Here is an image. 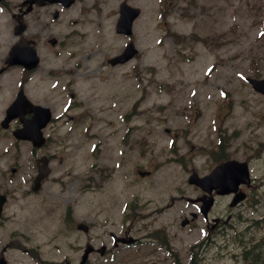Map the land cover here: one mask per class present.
<instances>
[{
  "label": "rangeland",
  "instance_id": "rangeland-1",
  "mask_svg": "<svg viewBox=\"0 0 264 264\" xmlns=\"http://www.w3.org/2000/svg\"><path fill=\"white\" fill-rule=\"evenodd\" d=\"M121 1L82 0L65 18L52 22L68 42L63 48L72 57L68 55V63L56 57H46L44 62L66 63L72 70V75L57 80L63 87L69 78L74 81V100L83 102L73 110L76 122L82 115L88 117L80 127L83 138L74 140L82 146L76 160L83 164V173L88 175L96 161L88 155L92 144L107 148L108 157L123 152L125 166L110 181L103 182L97 175L93 183L87 177L64 176L68 164L57 165V181L47 183L36 195L29 192L28 183H0V190L9 191L11 197L0 221V254L7 247L8 264H42L39 260L78 264L87 239L97 248L103 244L114 248L102 257L92 255L89 264H173L156 249L138 252L135 247H113L109 234L121 235L128 227L133 200L139 204L136 214L142 220L130 225L131 234L143 237L169 222L172 229L168 230L177 236L181 260L186 262L188 242L196 240L191 229L205 223L180 226L182 215L196 211L188 197L202 195L188 183L191 169L209 173L215 156L211 149L220 133L231 134L229 151L240 157L250 153L252 140H264V97L254 94L245 82V76H264V0H130L142 11L130 37L115 29ZM74 15L77 22H69ZM33 31L30 27L29 34ZM129 41L139 49L137 57L111 66L108 60ZM71 100L68 93L62 98ZM128 112L135 116L127 117ZM146 142L153 145L151 150ZM131 161L142 169L150 167L147 161L160 164L161 177L134 180L128 168ZM254 168L263 174L264 160L256 161ZM85 183L87 189L82 188ZM257 185L252 192L259 200L257 206L246 203L230 212L231 198L215 206L213 214H231L233 225L205 250L202 264H248L242 246L264 243V184ZM176 188L183 193L173 200ZM69 210L74 227L66 229ZM248 219L261 224L250 226ZM79 221L91 224L89 235L75 229ZM238 230L247 243L234 238Z\"/></svg>",
  "mask_w": 264,
  "mask_h": 264
},
{
  "label": "flooded vegetation",
  "instance_id": "flooded-vegetation-1",
  "mask_svg": "<svg viewBox=\"0 0 264 264\" xmlns=\"http://www.w3.org/2000/svg\"><path fill=\"white\" fill-rule=\"evenodd\" d=\"M27 0H12L13 8L11 9V4L9 5L8 0H0V21L3 23L2 28L0 29V182H26L28 177L30 181L33 180L34 176L43 166V162H39L38 154H41L44 158H47L48 163H52V160L55 158L53 152V145L64 144L62 140H57L54 135L58 129V120L55 117H52L42 131L46 137L45 145L41 148L34 147L30 142L25 140H18L14 136L15 131L21 129L27 120L31 119L33 112L31 107H20L17 109V115L10 116L8 114V109L12 106V103L15 101L17 96L21 91L27 93L30 101L36 105H42L48 107L52 113H54V107L56 105V90L53 88L47 89L43 88L36 89L33 88L27 92L29 79L23 77V79H18L13 85L10 84L8 75L11 71L19 69L24 71V74L27 75L25 67L19 65H8L9 51L16 41L17 43L29 42L34 47L38 44L33 37H26L27 31L30 27H34L33 33L41 34L45 31L46 37L57 36L59 41L56 45L50 46L49 50L54 48L59 49L63 47L62 36L59 35L51 23L55 22L53 16L58 12V3L54 0H40L41 3L33 5L32 9L28 13H24L28 8L27 5L23 3ZM62 6V7H61ZM60 8L62 10L60 18L61 20L66 17V14L69 12L70 8L61 4ZM9 11H10V20H9ZM19 11V12H18ZM58 16V15H57ZM21 20L26 25V33L23 35H17L15 31L17 21ZM11 26L12 30L7 31V34L11 35V38L14 40L11 41L7 36H5V29ZM59 55V54H57ZM39 68V67H38ZM37 68V69H38ZM45 69V68H44ZM36 70V69H35ZM34 70V71H35ZM47 74H50L51 69L46 70ZM7 93L5 96L4 94ZM73 117L70 116L69 120H72ZM73 127L71 130L73 132ZM29 144V145H28ZM31 151L32 156L35 159L34 168H32L31 174H27V148ZM66 148H71V146H66ZM7 150V153H5ZM13 155L12 159H5L6 154ZM259 152L253 150L247 154V160L250 168L254 160L258 159ZM41 156V157H42ZM54 171V166L51 164V172ZM252 173V170H251ZM254 178V177H253ZM261 181H264V176L261 177Z\"/></svg>",
  "mask_w": 264,
  "mask_h": 264
},
{
  "label": "water",
  "instance_id": "water-1",
  "mask_svg": "<svg viewBox=\"0 0 264 264\" xmlns=\"http://www.w3.org/2000/svg\"><path fill=\"white\" fill-rule=\"evenodd\" d=\"M138 9H131L128 7H123L121 10L122 16L120 17L117 25V31L120 33L130 34L132 32V21L138 15ZM137 50L132 44H130L124 53L115 59L110 60L113 64L118 62H125L132 58L136 54ZM254 87L257 90L264 92V79L255 80L251 79ZM46 174H41L36 178L32 189L34 191L39 189L40 181ZM191 183L200 185L203 189L211 192L213 188H217L218 194H230L235 193L231 206L236 205L238 202L243 200L246 195L242 191H239V186L242 183H249L248 169L247 164L238 162V161H227L223 164L218 165L213 173L205 178H199L197 174H193L189 180ZM205 198V197H204ZM206 199V198H205ZM214 199L210 197L206 199L205 202V212H207L212 204ZM5 201V197H0V215L2 212V205ZM79 228L85 229L86 226L79 224ZM117 240L122 242L131 243L133 242L132 238H117ZM91 251V247L87 249V254ZM0 264H6L4 258H0Z\"/></svg>",
  "mask_w": 264,
  "mask_h": 264
},
{
  "label": "trees",
  "instance_id": "trees-1",
  "mask_svg": "<svg viewBox=\"0 0 264 264\" xmlns=\"http://www.w3.org/2000/svg\"><path fill=\"white\" fill-rule=\"evenodd\" d=\"M261 259L263 260L262 263H264V255L261 256Z\"/></svg>",
  "mask_w": 264,
  "mask_h": 264
}]
</instances>
